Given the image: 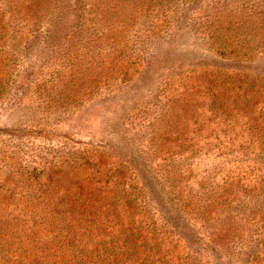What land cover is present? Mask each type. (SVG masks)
I'll use <instances>...</instances> for the list:
<instances>
[{
  "label": "rangeland",
  "instance_id": "obj_1",
  "mask_svg": "<svg viewBox=\"0 0 264 264\" xmlns=\"http://www.w3.org/2000/svg\"><path fill=\"white\" fill-rule=\"evenodd\" d=\"M92 1L0 0V264H123L103 250L129 230L126 264H264V0L174 1L102 41ZM219 12L246 13L221 38L251 61L216 54Z\"/></svg>",
  "mask_w": 264,
  "mask_h": 264
},
{
  "label": "trees",
  "instance_id": "obj_2",
  "mask_svg": "<svg viewBox=\"0 0 264 264\" xmlns=\"http://www.w3.org/2000/svg\"><path fill=\"white\" fill-rule=\"evenodd\" d=\"M179 2L180 4H183L184 6H188L193 0H93L92 3L95 5L97 4V7L99 9H93L91 14V22H92V28L93 31H98V37L97 40L102 41V36L105 34V32L110 31V26H113L120 35H122V30L127 27H134L137 23V19L146 13V15H155L156 18H159L157 13L164 10H169L170 3L172 2ZM101 3V4H100ZM169 4V5H167ZM256 13V14H255ZM246 14V13H245ZM241 15L240 19H236V15L231 16L230 14L226 15V22L221 21L222 16L224 14L222 12H219L217 15H213L212 18L217 20L218 29L211 30L210 31V37L212 38L215 47V52L218 54L219 57L222 59L227 57L232 58L233 60H240V61H251L254 57V51L259 53V49L256 46L253 45H247L244 50L242 48H232L231 44H228V39L223 40L221 38V35L229 30L230 27L234 26L236 23L235 21H241L245 19L244 15ZM154 16V17H155ZM166 16V15H165ZM250 16V15H249ZM252 18L251 24H257L256 27L263 28L264 27V10H261L259 12H254L253 16H250ZM164 21H162L163 24ZM222 28H221V27ZM221 28V29H219ZM112 35H109L111 37ZM95 41V40H92ZM217 41H219V44H217ZM264 49L261 48L260 52H263ZM225 56V57H224ZM213 73V72H211ZM217 74L218 78L222 81L220 82L219 86L228 85L225 80H231L230 73H227L224 70H216L215 73ZM238 74H235L233 79H236V76ZM217 80V81H220ZM225 83V84H224ZM111 178V177H110ZM110 180V179H109ZM117 181V180H116ZM114 201V198H111L108 203H112ZM129 206V202H128ZM115 210V214L117 219L120 218L122 215V212L116 207L113 206ZM74 211V209H72ZM56 217L60 216L59 210L55 211ZM83 212H88V210H83ZM125 212V211H123ZM101 213L97 211H91L88 216H85V218H91V217H100ZM123 216H126L125 218L129 219L128 223L130 226L134 223L132 218H130L129 214H123ZM132 217V216H131ZM132 227V226H131ZM133 237V232L131 230L126 231L125 234L121 235V238L118 239V243L112 242L109 247H104V256L109 259H113L114 261H117L116 258L121 260L123 264L125 263V260H131L128 256H135L138 254V248L139 246L136 245V239ZM114 243H117L114 245ZM114 245V246H113ZM110 250H112V254H109ZM127 255V256H126ZM111 257V258H110ZM126 264V263H125ZM128 264H135V262L131 263V261Z\"/></svg>",
  "mask_w": 264,
  "mask_h": 264
}]
</instances>
